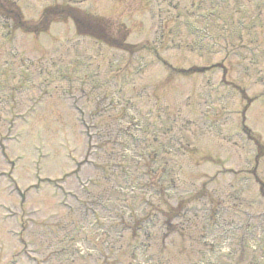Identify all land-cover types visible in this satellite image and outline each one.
Masks as SVG:
<instances>
[{"label": "rangeland", "instance_id": "1", "mask_svg": "<svg viewBox=\"0 0 264 264\" xmlns=\"http://www.w3.org/2000/svg\"><path fill=\"white\" fill-rule=\"evenodd\" d=\"M6 1L32 26L58 5L128 39L116 47L65 17L30 34L0 9V264H129L143 242L157 264H194L208 207L264 228V8L253 22V5L249 19L232 16L248 0ZM194 67L204 70L182 71ZM114 99L135 105L142 130L110 108ZM160 144L174 151L163 156L166 168L147 161ZM158 181L170 201L148 195ZM132 186L134 199L119 192ZM190 196L196 220L175 218L169 230L172 208ZM151 198L160 218L148 236L127 228L123 238L97 240L89 232L84 205ZM73 223L86 224L88 244L71 233ZM87 248L90 256L76 254Z\"/></svg>", "mask_w": 264, "mask_h": 264}, {"label": "trees", "instance_id": "2", "mask_svg": "<svg viewBox=\"0 0 264 264\" xmlns=\"http://www.w3.org/2000/svg\"><path fill=\"white\" fill-rule=\"evenodd\" d=\"M181 210H182L181 208L175 210V211H174V214H175V215H178V212H181ZM176 213H177V214H176Z\"/></svg>", "mask_w": 264, "mask_h": 264}]
</instances>
